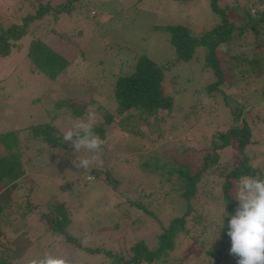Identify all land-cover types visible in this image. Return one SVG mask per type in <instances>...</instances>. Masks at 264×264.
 Here are the masks:
<instances>
[{
    "label": "rangeland",
    "instance_id": "obj_1",
    "mask_svg": "<svg viewBox=\"0 0 264 264\" xmlns=\"http://www.w3.org/2000/svg\"><path fill=\"white\" fill-rule=\"evenodd\" d=\"M39 1L55 5L63 0ZM225 1L236 3L241 9L247 7L250 16L255 14V8L264 10V0H256L254 7L249 5L250 0H222L219 5L224 6ZM36 3L35 0H0V26L19 22L25 13L33 12ZM215 19L207 0H76L68 12L59 13L55 19L45 16L34 35L65 58L67 65L54 78L32 70L25 57L27 42L34 37L30 33L0 57V133L42 122H51L63 133L84 119L93 106L97 113L94 128L98 129L102 114L114 110L110 97L112 75L129 71L133 58L140 53L156 62L173 56L167 31L154 26L180 23L195 33ZM256 32L252 39L246 37V42L242 39L240 45L229 44L231 53H240L242 59L233 64L230 81L221 86L226 102L220 97L213 100L205 96L203 87L213 75L204 66L203 50L197 46L189 60L164 73L167 90H171L167 77L173 78V119L172 114L164 117L154 129L151 120L142 124L133 117L113 115L108 123L110 129L102 138L105 144L99 156L103 164L96 168L107 170L118 180L116 187L103 182L102 176L91 174L87 178L82 169L74 166L77 157L91 155L83 149L79 153L73 147L53 149L41 154L35 163L27 162L18 185L6 186L10 188L7 194V188H0V193L6 194L0 198V204L16 202L21 206L28 200L35 207L21 216L19 213L3 219L0 216V242L6 246H0V257L11 264H25L30 258L51 252L70 260L71 264L110 263V258L101 253L89 254L65 245L59 234L44 228L38 213L58 202L68 211L70 221L65 230L80 237L85 246L98 245L126 256L128 244L138 239L147 248H153L160 227L182 204L172 178L165 181L163 171L160 177L142 171L138 158L154 155L159 163H164L163 170L177 162L195 165L209 144L218 143L213 132L232 125L228 106L235 102L244 105L243 118L255 121L252 124L258 131L256 139L262 138L258 146L264 148V22L256 26ZM256 41L259 45L253 50L249 45ZM251 56L255 57L254 61H249ZM68 103L82 106L81 115H72ZM129 127L136 131H128ZM229 146L218 152L219 167L231 158L234 139H230ZM131 198L140 200L155 218L130 207L127 200ZM21 210L26 212V207ZM202 210L205 218L219 227V206L208 201ZM216 229L204 228L200 234L191 231L195 234V244L204 240L198 243L203 244L202 249L189 238H177L167 254L168 262L163 264H211L212 257L203 250L219 246ZM229 249L223 250L226 259H220L218 264H237L236 257L229 258ZM193 252L196 255L191 257Z\"/></svg>",
    "mask_w": 264,
    "mask_h": 264
},
{
    "label": "trees",
    "instance_id": "obj_2",
    "mask_svg": "<svg viewBox=\"0 0 264 264\" xmlns=\"http://www.w3.org/2000/svg\"><path fill=\"white\" fill-rule=\"evenodd\" d=\"M35 1L37 3L32 13H25L19 22H10L5 26H0V57L7 55L21 37L30 33L34 37L29 38L27 42L25 57L28 59L31 69L40 71L49 78H54L63 71L67 61L34 34L36 28L40 27L42 18L47 16V19L49 17L55 19L59 13L68 12L76 0H63L55 5H50L49 2ZM220 1L222 0H207L208 8L216 19L209 26L200 28L195 33H190L188 27L180 23L154 26L155 29L167 31L173 56L162 62H156L140 53L133 58L129 71L117 72L111 76L110 97L114 110L104 112L98 129L94 128L101 138H103L104 132L110 129L108 123L113 119L114 114L122 118L133 117L142 124H149V120H151L153 128L157 129L159 121L166 116L169 117L173 113L175 105L172 96L173 78L167 77L171 83V90H167L164 73L169 68L189 60L197 46L203 50L204 66L209 68L213 75L212 79L203 87L205 96L213 98V100L214 97H220L226 102L221 86L230 81L229 76L232 75L233 64L241 62L240 59H242L240 53H231L229 44L236 46L240 45L242 39L246 42V37L252 39V36L257 33L256 26L264 22V10L255 8V14L250 16L247 7L241 9L236 3L232 5L227 1L224 2V6H220ZM255 1L250 0L249 5L254 7ZM251 44L249 47H254L253 50H255L258 48L259 42ZM254 59L255 57L251 56L249 61H254ZM231 60H234V63H231ZM246 97L247 95L244 99ZM69 106L72 115H81L80 108L82 106ZM190 107L195 106L190 105ZM243 107V104L238 105L236 102L233 106H228L232 125L226 130L213 132L218 143L209 144L195 165L177 162L163 170L164 163L163 165L161 162L159 163L158 158H154V155L138 158V166L142 171H148L153 175L164 173L165 181L172 178V184H175L173 188L178 192L182 204L180 210L160 227L153 248H147L143 240L138 239L128 244L129 255L126 256L113 253L98 245L91 247L83 245L80 237H74L65 230L70 219L62 202H58L46 211L39 212L38 220L50 233L59 234L62 240L67 243L65 245H69L75 250L86 251L89 254L101 253L110 258L108 264H163L168 262L167 254L174 248L177 238H189L193 241V245L202 249L203 244L198 243H202L204 240L200 239L195 244V234H192L191 231H198L195 233L200 234L204 228H209V231L217 228L219 246L214 249H204L203 252L206 256L212 257L211 264H218L220 259H226L223 250L231 247L230 237L227 235L228 215L223 214L224 226L220 229V223L219 227H216L215 223L212 224V220L209 221L205 218V212L202 210L203 204L208 201L212 202L219 206L221 211L225 205V212L234 214L238 206V201L235 198L236 183L244 176L259 174L261 178H264V148L258 146L262 138L256 139L258 131L256 133L255 125L252 124L255 121L251 122L241 116ZM174 117L175 115L172 114L171 118ZM127 129L130 132L136 131L133 127ZM230 139H234V148L230 149L232 151L231 158L219 167V164L217 165L218 152L230 147ZM60 148L69 149L72 146L63 141L62 132L51 122H42L28 128L0 133V188L18 185L19 183L16 181L21 180V176L25 173L24 165L27 162L35 163L44 152ZM256 152H259V155ZM91 174L95 177L102 176L100 178L103 182L111 187H116L118 183V180L112 178L107 170L103 171L95 167L92 168ZM83 180L87 181L84 178ZM9 190L10 188L6 189V194ZM5 192L0 193V198L6 195ZM149 194L147 192L146 196ZM24 203L21 206L16 202L1 203V218L9 215L15 217L17 213H19L18 216H21L32 211L35 207L29 204L28 200H25ZM127 204L155 218L154 214L140 200L131 198L127 200ZM23 206L26 207V212L21 210ZM10 207L14 208L11 210ZM2 210L5 212L3 213ZM3 244L0 242V246L6 248ZM194 255L196 253L193 252L191 257ZM233 257L230 255L229 258ZM0 264L11 263L0 257Z\"/></svg>",
    "mask_w": 264,
    "mask_h": 264
},
{
    "label": "clouds",
    "instance_id": "obj_3",
    "mask_svg": "<svg viewBox=\"0 0 264 264\" xmlns=\"http://www.w3.org/2000/svg\"><path fill=\"white\" fill-rule=\"evenodd\" d=\"M97 121L95 107H90L84 119L68 127L62 133L63 141L76 153L82 149L90 156L77 157L73 161L83 175L91 178L93 167L102 166L99 153L105 141L94 131ZM19 183V180L16 181ZM238 206L234 214L220 213V229L224 226L222 214L228 215L227 235L230 237L229 252L237 258V264H264V178L260 175L242 177L235 189ZM25 264H71V261L51 252L28 259Z\"/></svg>",
    "mask_w": 264,
    "mask_h": 264
},
{
    "label": "built area",
    "instance_id": "obj_4",
    "mask_svg": "<svg viewBox=\"0 0 264 264\" xmlns=\"http://www.w3.org/2000/svg\"><path fill=\"white\" fill-rule=\"evenodd\" d=\"M88 178V177H87Z\"/></svg>",
    "mask_w": 264,
    "mask_h": 264
}]
</instances>
